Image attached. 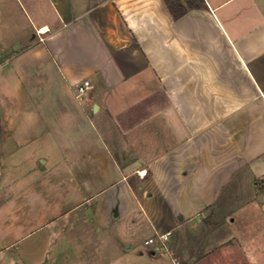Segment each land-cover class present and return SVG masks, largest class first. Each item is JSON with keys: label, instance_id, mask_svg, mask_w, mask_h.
I'll return each mask as SVG.
<instances>
[{"label": "crops", "instance_id": "crops-1", "mask_svg": "<svg viewBox=\"0 0 264 264\" xmlns=\"http://www.w3.org/2000/svg\"><path fill=\"white\" fill-rule=\"evenodd\" d=\"M174 2L178 17L166 0H0V250L90 206L150 231L124 251L99 239L120 261L170 232L181 264H264V222L193 231L264 176V0Z\"/></svg>", "mask_w": 264, "mask_h": 264}, {"label": "rangeland", "instance_id": "rangeland-1", "mask_svg": "<svg viewBox=\"0 0 264 264\" xmlns=\"http://www.w3.org/2000/svg\"><path fill=\"white\" fill-rule=\"evenodd\" d=\"M6 139L7 132L0 118V152L4 151L2 143ZM234 188L236 195L229 198L230 206H224L222 209L225 210H212L211 213L201 217V220L209 225L205 229L193 230L198 232L197 236L207 234L223 237L229 232H261L256 229L250 230L247 226L252 221L264 222V176L255 179V182H239ZM0 200H2L1 195ZM231 206L233 207L232 210L227 213V209ZM90 209V206H83L78 212L66 215L57 222H49L39 229L31 230L27 236L0 250V264H130L124 257H122L123 261H120L118 250H111L108 243L104 251L103 246L98 244L99 239L104 237L106 241L112 240L116 233L115 236L121 239L120 249L124 251V242L133 241L134 243L141 238L143 241V238L147 237L148 234L150 235V231L141 227L137 230H131V236L127 235L125 229H121L119 234L117 225L100 222ZM231 216L234 218L233 222L229 221ZM225 222L228 224L220 227V224ZM102 226L106 227L103 228ZM73 237L80 243L77 246V251H75L72 241ZM176 243L173 238L169 240L172 249L176 247ZM148 246L151 247L152 245ZM147 247H142L146 256L144 257L146 259H143V264H151L150 260L147 259L149 254ZM126 249L127 258L131 253L134 256L136 252L134 244ZM156 256L160 258L166 254L157 252Z\"/></svg>", "mask_w": 264, "mask_h": 264}, {"label": "built area", "instance_id": "built-area-1", "mask_svg": "<svg viewBox=\"0 0 264 264\" xmlns=\"http://www.w3.org/2000/svg\"><path fill=\"white\" fill-rule=\"evenodd\" d=\"M41 29L42 28L36 30V34L40 40L43 39L42 34L44 33L41 32ZM89 87V80L83 79L73 85V92L75 96L80 97L87 92ZM169 233L170 232L155 233L153 236L147 238L144 243L146 245H152L151 249L154 253H165L171 264H181V261L174 256L173 251L169 245Z\"/></svg>", "mask_w": 264, "mask_h": 264}, {"label": "trees", "instance_id": "trees-1", "mask_svg": "<svg viewBox=\"0 0 264 264\" xmlns=\"http://www.w3.org/2000/svg\"><path fill=\"white\" fill-rule=\"evenodd\" d=\"M167 4L169 5V8L171 9L174 17H178V15L183 11V10H177V3L174 2V0H166Z\"/></svg>", "mask_w": 264, "mask_h": 264}, {"label": "bare ground", "instance_id": "bare-ground-1", "mask_svg": "<svg viewBox=\"0 0 264 264\" xmlns=\"http://www.w3.org/2000/svg\"><path fill=\"white\" fill-rule=\"evenodd\" d=\"M42 29H43V31H42ZM42 29H41V32H45L46 29L44 27Z\"/></svg>", "mask_w": 264, "mask_h": 264}, {"label": "snow or ice", "instance_id": "snow-or-ice-1", "mask_svg": "<svg viewBox=\"0 0 264 264\" xmlns=\"http://www.w3.org/2000/svg\"><path fill=\"white\" fill-rule=\"evenodd\" d=\"M42 31H43V29H42Z\"/></svg>", "mask_w": 264, "mask_h": 264}]
</instances>
